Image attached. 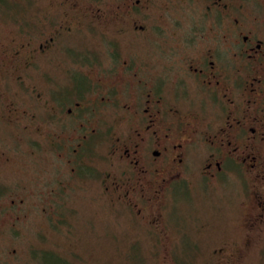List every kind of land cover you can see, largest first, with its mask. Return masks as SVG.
<instances>
[{
	"label": "flooded vegetation",
	"instance_id": "obj_1",
	"mask_svg": "<svg viewBox=\"0 0 264 264\" xmlns=\"http://www.w3.org/2000/svg\"><path fill=\"white\" fill-rule=\"evenodd\" d=\"M44 4L33 14L30 8L23 13L8 8L10 17L23 22L0 47V129L2 124L8 128L10 140L0 138V174L16 171L19 164L30 170L32 155L35 170L55 172L57 185L48 184L56 193L47 207L32 199L45 225L48 219L58 231L53 233L62 234L65 213L77 211L73 194L65 197L69 187H87L99 172L102 192L113 199L108 203L120 201L134 218L135 236L145 227L153 238L152 253L172 255L180 251L176 238L183 228L177 233L179 227L162 221L167 206L177 201L178 180L197 179L216 189L221 178L232 182L242 175L255 212L248 214L241 237L259 245L257 232L264 233V0ZM30 28L39 39L28 33ZM65 50L76 68L67 69L73 73L65 89L49 91L46 75L27 83L38 62L47 74L61 72L54 57ZM51 59L54 68L46 66ZM17 98H23L24 107ZM21 144L26 149H9ZM5 187L0 184V201L8 193ZM12 202L11 226L33 212L20 214L21 207ZM46 233L39 235L40 242ZM134 240L128 254L137 259ZM244 240H230L225 249L246 253L250 247ZM40 242L29 249L30 260L43 257Z\"/></svg>",
	"mask_w": 264,
	"mask_h": 264
},
{
	"label": "rangeland",
	"instance_id": "obj_2",
	"mask_svg": "<svg viewBox=\"0 0 264 264\" xmlns=\"http://www.w3.org/2000/svg\"><path fill=\"white\" fill-rule=\"evenodd\" d=\"M45 1L0 0V47L8 44L13 30L23 22L20 21V18L10 17L8 8L17 10L18 13H23L26 8H30L28 12L31 14L34 13V10L39 13L41 6L43 8L46 5L44 4ZM34 19L36 20L35 17ZM34 29H27L30 30L28 33L33 38L39 39L40 34L33 31ZM56 57L57 67L64 74L58 71H50L47 74L45 69L38 67V62L37 66L32 67L33 75L26 79L27 83L34 85L37 83L39 75H46L49 91L52 93L65 86L64 82H67L73 73H69L67 69L76 70L74 68L75 63H73L74 59L67 50L58 52L54 58ZM46 66L54 68L55 64L51 59ZM61 80L62 86L59 84ZM21 102L24 103L23 98H17L16 103L20 107H24ZM4 127L8 131V128ZM4 127L2 124L0 138L3 141H10L7 137L8 132H4ZM16 147L20 150L26 149L25 144L13 145L9 149L13 150ZM14 151H18V149ZM35 159L34 155L27 159V163H31L30 170L22 169V164H19L16 171L2 170V174H0V184H4L7 189L5 192H8L6 197L0 201L7 203V207L4 209L0 205V264L41 263L40 257L42 261L43 257L40 254L31 256L30 260L29 249L39 245L41 239L39 235L43 232L46 233L47 229L49 234L46 233L47 237L43 242H40L41 245L45 246L43 251L61 253L62 255H59L61 259L69 262V264H181V262L183 264H230L228 256L230 252L225 248L232 245H226L225 239L240 244L239 241L244 240L241 235L245 234L248 214L252 216L255 212L249 202L251 197L247 193L249 190L247 180L242 175L233 179L232 182L225 177L221 178V183H223L216 189L203 185L201 180L195 179L196 181L191 182L188 179L180 178L174 197L177 201L174 202L175 204L172 202L167 206L166 218L162 221V223L165 221L166 224L173 223L179 227L177 233L180 227L183 228L179 232V237L176 238V246L180 252H184L186 250L185 243H189V248L186 247L189 249L187 253H181V261H176L171 254L167 256L166 253H152L149 248L152 246L153 238L147 233L145 227H143L144 230L139 229L137 236H135L136 233L132 228L135 224L133 223L134 218L130 216L128 208L120 201L108 203L109 200L113 199H109L107 194L102 192L99 179H102L103 173L97 172L93 184L80 190L77 189V185L69 187L65 197L71 199L73 194L74 203L72 204H74V208H77V211L65 213L67 220H64V230L66 233L63 231L62 234L56 236L53 231H58L53 228L50 221L47 219L45 225L35 207H31L34 204L32 199H35L37 204L45 203L44 205L47 207L49 202L46 200L50 195L56 193L53 191L54 187H51L53 184L48 183L56 182V185L58 183L53 179L55 172L35 170L38 165L35 163ZM31 173L34 177L37 173H43L47 177L42 174L31 178ZM226 182H231V184L227 185ZM57 190L61 191L60 188ZM0 194L3 193L0 191ZM13 199L17 202L16 206L21 207L18 209V213L23 214L27 210L33 212L28 213V216H22L11 226L7 214H11L8 210L15 208L12 206L14 204ZM22 199L24 200L23 203ZM50 202L57 205L55 197H52ZM10 205L12 209L9 208ZM131 217L132 220H130ZM257 234L260 241L259 245L250 246L248 241H243V245L250 247V251L246 252L248 253L247 257L240 259L239 262L242 264H264V233L262 236L258 232ZM133 238L136 239L134 241L138 245L137 259L128 254L129 245ZM214 248L219 253L216 254ZM37 249L40 248L37 247ZM52 257L54 255L48 253L44 264H52ZM165 257H168L167 261H165Z\"/></svg>",
	"mask_w": 264,
	"mask_h": 264
},
{
	"label": "trees",
	"instance_id": "obj_3",
	"mask_svg": "<svg viewBox=\"0 0 264 264\" xmlns=\"http://www.w3.org/2000/svg\"><path fill=\"white\" fill-rule=\"evenodd\" d=\"M225 241H226V245H228L229 243H230V240H226L225 239ZM153 246H154V242H153ZM157 246V245H156ZM156 246L154 247V249L156 248ZM185 246L187 247V248H189V243H185ZM184 246V247H185ZM185 247V251L184 252H180V251H173V253H172V255L171 256H173L174 257V259L176 260V261H181V259H182V254L181 253H187V250H189V249H187ZM178 249V248H177ZM160 251L161 250H158L157 252H158V254L160 253ZM48 253H50V254H52V255H54V257H52V260H53V263L52 264H69V262H65V260H63V259H61V257L59 256V255H57L56 253H52V252H48ZM48 253L46 254L45 252H44V254H43V258H44V262H46V260H45V257H47V255H48ZM180 253V254H179ZM134 259H136L131 253H129ZM248 256V253H242V252H239L238 250H236V249H233L232 251H230V260H229V263L230 264H242V262H239L240 261V259L241 258H243V257H247ZM137 258H138V256H137ZM46 264H48V263H46ZM70 264H72V263H70ZM75 264V263H74ZM181 264H183V262H181Z\"/></svg>",
	"mask_w": 264,
	"mask_h": 264
}]
</instances>
